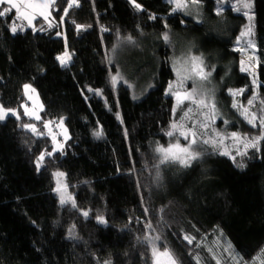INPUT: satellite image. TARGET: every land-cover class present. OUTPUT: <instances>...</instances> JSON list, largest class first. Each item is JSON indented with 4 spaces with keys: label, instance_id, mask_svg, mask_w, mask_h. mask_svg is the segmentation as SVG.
Here are the masks:
<instances>
[{
    "label": "trees",
    "instance_id": "16d2710c",
    "mask_svg": "<svg viewBox=\"0 0 264 264\" xmlns=\"http://www.w3.org/2000/svg\"><path fill=\"white\" fill-rule=\"evenodd\" d=\"M198 1L200 21L168 0H79L72 8L55 0L53 21L29 27L15 10L0 16V264H198L203 236L215 230L246 263L263 251L264 139L243 167L213 152L188 168L162 164L155 149L175 120L167 86L172 55L183 53L165 35L195 46L218 78L232 72L219 95L228 105L227 87L250 82L233 49L245 17L230 8L217 15L216 0ZM254 13L264 92V0H255ZM125 37L158 42L150 52L156 85L139 100L109 82L110 51ZM24 84L42 98L37 123L64 118L69 130L64 151L42 163L53 141L27 127L35 120L22 108ZM58 171L74 204L60 203Z\"/></svg>",
    "mask_w": 264,
    "mask_h": 264
},
{
    "label": "rangeland",
    "instance_id": "374dc122",
    "mask_svg": "<svg viewBox=\"0 0 264 264\" xmlns=\"http://www.w3.org/2000/svg\"><path fill=\"white\" fill-rule=\"evenodd\" d=\"M216 1L217 15L225 13V10L230 8L235 14L243 15L247 21L246 26L240 31L233 49L241 54L240 70L250 77V82L227 87L228 99L231 102L228 105L219 95L223 89V83L229 78L234 79V76H231L232 72L229 71L228 75L218 78L216 76L217 69L207 66L205 58L195 52V46L184 49V39L181 42L173 34L166 35L168 43L171 46L181 47L183 53L174 51L175 53L172 55L174 77L167 86V94L174 101L175 120L164 134L167 135L169 131H172L174 135H167L165 145L158 146L168 147L178 143L181 147H187L190 151L198 153V158L191 160L190 165L203 155L213 152L227 156L236 165L243 167L245 157L249 156L253 150H258L261 140L264 139V92H262V86L258 81L256 44L254 43L256 36L255 0ZM168 2L173 4L174 11L178 13L194 17L197 21L204 18L200 1L192 3V0H168ZM17 3L20 4L23 13V15L19 14V17L28 27L34 26L39 18L48 24L53 21L52 6L55 2L52 3L51 0H24V2L17 0ZM45 4L47 6H44ZM4 6L11 5L5 4ZM157 43H151L149 39L138 41L132 38L129 41L126 37L117 42L109 55L110 62L115 66V71L110 74L109 82L113 86L124 84L131 90L136 100L148 94L156 85L154 78L158 76L159 72L158 66L150 61V52L154 51ZM61 58L62 62L68 60L66 55ZM148 62L149 65L146 66ZM142 66L145 70L144 75L140 74ZM201 74L207 78L202 79ZM113 77H116L115 82H113ZM23 86L26 97V101L22 104L23 111L29 119L35 120L27 127L37 136H48L53 141V151H45L41 155L43 159L39 158L38 163H42L46 157L64 151L70 138L69 130L64 118L46 120L44 123L38 124L37 122L43 119L42 113L45 109L42 98L37 88L32 84ZM189 93H191V97H189ZM200 100H204V104H200ZM173 125L176 127L173 128ZM182 132L187 133L189 139L186 140L181 135ZM233 133L237 135L234 137ZM193 134L196 140L195 144L191 143ZM203 141H208V143H203ZM253 143H255V147L252 146ZM174 151L177 155L185 156L178 149ZM157 155L160 158L159 153ZM172 163L188 168L179 162ZM64 179L65 174L58 171L55 176V192L60 203L61 200L64 201L61 204H74L73 194L68 191ZM203 237L204 240L201 243L203 254L196 257L198 264H264V249L250 263H246L222 231L215 230L212 235ZM189 240L192 242L195 238L192 237Z\"/></svg>",
    "mask_w": 264,
    "mask_h": 264
},
{
    "label": "snow or ice",
    "instance_id": "6c2138e0",
    "mask_svg": "<svg viewBox=\"0 0 264 264\" xmlns=\"http://www.w3.org/2000/svg\"><path fill=\"white\" fill-rule=\"evenodd\" d=\"M21 2H24V0H21ZM51 2L54 3L55 0H51ZM73 2L75 3V0H73ZM197 2H198V0H192V3H197ZM5 4L11 5V8L5 7L2 10H0V16H4L6 13L12 11L13 9L16 11V13L23 15V13L21 12V9H20V4L17 3V0H0V6L5 5ZM44 6H47V4H45ZM136 6L138 8L140 7L139 5H136ZM245 6H247V5H245ZM17 19H19V16H17ZM12 31L13 32L16 31L15 26H13ZM164 38H165V40H167L168 37L165 35ZM127 39L129 41H131L132 38L128 37ZM201 78L206 79L207 77L205 75L201 74ZM115 81H116V77H113V82H115ZM25 87H28V86H25ZM233 94L235 95L236 93H233ZM177 96H178V94H177ZM189 97H191V93H189ZM193 102L195 103V100H193ZM199 103L204 104V100H200ZM2 119H4V116L0 115V120H2ZM253 119H255V117H253ZM249 122L251 123L252 121H249ZM29 127H31V126H29ZM172 127L175 128L176 125H173ZM33 130H35V129H33ZM97 135H99V133H97ZM167 135L173 136L174 133L172 131H169L167 133ZM181 135H183L186 140L189 139V136L187 133L182 132ZM232 135L235 137L237 134L233 133ZM191 143L192 144L196 143V140L194 138V134H193V138L191 139ZM203 143H208V141H203ZM252 146L255 147L256 146L255 143H253ZM175 149H178L179 152L185 154V156L182 157L180 155H177V153L174 151ZM156 152L159 153L160 163H162V164L166 163V162H174L175 161V162H179L180 164L184 165L185 167H189L190 161L198 158V153L190 151L189 148H187V147H181L178 143L170 145L168 147L158 146L156 148ZM41 159H43V157H41ZM58 175H60V174H58ZM63 202L64 201L61 200V203H63ZM83 215L87 216L88 213L84 212ZM98 219H99L100 223H106V221L104 220L103 217H99ZM186 239H188V238L186 237ZM189 242H191V241L189 240ZM162 255L168 256L170 254L168 252H164V253H162ZM173 264H175V261H173Z\"/></svg>",
    "mask_w": 264,
    "mask_h": 264
},
{
    "label": "built area",
    "instance_id": "2783aa9c",
    "mask_svg": "<svg viewBox=\"0 0 264 264\" xmlns=\"http://www.w3.org/2000/svg\"><path fill=\"white\" fill-rule=\"evenodd\" d=\"M79 4V0H75V3L73 0H68V7L72 8L73 6H76Z\"/></svg>",
    "mask_w": 264,
    "mask_h": 264
},
{
    "label": "crops",
    "instance_id": "0c3cea01",
    "mask_svg": "<svg viewBox=\"0 0 264 264\" xmlns=\"http://www.w3.org/2000/svg\"><path fill=\"white\" fill-rule=\"evenodd\" d=\"M11 8V6H9ZM14 10V9H13ZM19 16V13H16Z\"/></svg>",
    "mask_w": 264,
    "mask_h": 264
},
{
    "label": "water",
    "instance_id": "95a60500",
    "mask_svg": "<svg viewBox=\"0 0 264 264\" xmlns=\"http://www.w3.org/2000/svg\"><path fill=\"white\" fill-rule=\"evenodd\" d=\"M63 55H66V54H63Z\"/></svg>",
    "mask_w": 264,
    "mask_h": 264
}]
</instances>
